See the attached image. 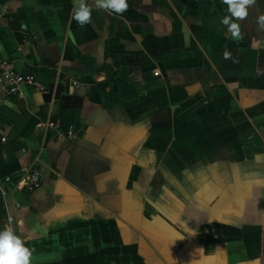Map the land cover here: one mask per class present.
I'll return each instance as SVG.
<instances>
[{"label": "crops", "instance_id": "crops-1", "mask_svg": "<svg viewBox=\"0 0 264 264\" xmlns=\"http://www.w3.org/2000/svg\"><path fill=\"white\" fill-rule=\"evenodd\" d=\"M126 3L0 0V61L44 88L0 104V181L42 174L0 229L30 264H264V0L236 35L224 0Z\"/></svg>", "mask_w": 264, "mask_h": 264}, {"label": "clouds", "instance_id": "clouds-1", "mask_svg": "<svg viewBox=\"0 0 264 264\" xmlns=\"http://www.w3.org/2000/svg\"><path fill=\"white\" fill-rule=\"evenodd\" d=\"M228 6L230 15L224 16L221 23L229 26L232 35L237 34V24L232 22V18H244L247 15L246 6L252 0H224ZM98 9H107L116 13H122L127 8L126 0H97ZM90 7L80 2L72 12V18L80 26L90 21ZM202 251V249H201ZM32 251L25 246L24 242L14 233L11 227L0 229V264H30Z\"/></svg>", "mask_w": 264, "mask_h": 264}, {"label": "built area", "instance_id": "built-area-1", "mask_svg": "<svg viewBox=\"0 0 264 264\" xmlns=\"http://www.w3.org/2000/svg\"><path fill=\"white\" fill-rule=\"evenodd\" d=\"M36 37L33 36V40ZM158 74L156 73L155 76ZM24 85H30L36 89L43 91L44 88L38 84L36 79L33 76H24L19 74L13 67V65L8 61H0V104L4 99L8 97L20 98V89ZM77 87L76 83H73ZM52 127L58 133L60 139H66L72 141L75 139V134L71 129L63 132L61 130L59 123H53ZM42 183V174L39 170L34 169L26 173L20 187H12V179L7 177L4 180L0 181V201L5 210H8L10 207V199H12L15 192L21 193H32L36 191ZM14 209H19L20 205L15 202ZM13 219L9 215L6 218L7 226L12 223Z\"/></svg>", "mask_w": 264, "mask_h": 264}]
</instances>
